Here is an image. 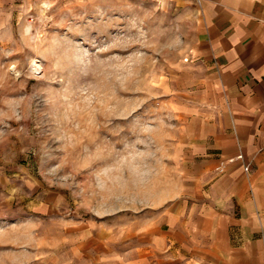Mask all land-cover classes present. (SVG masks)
Returning <instances> with one entry per match:
<instances>
[{"label": "rangeland", "instance_id": "1", "mask_svg": "<svg viewBox=\"0 0 264 264\" xmlns=\"http://www.w3.org/2000/svg\"><path fill=\"white\" fill-rule=\"evenodd\" d=\"M199 16L192 0L0 7V264H144L169 250Z\"/></svg>", "mask_w": 264, "mask_h": 264}, {"label": "crops", "instance_id": "2", "mask_svg": "<svg viewBox=\"0 0 264 264\" xmlns=\"http://www.w3.org/2000/svg\"><path fill=\"white\" fill-rule=\"evenodd\" d=\"M192 1L200 16L177 144L184 188L166 213L169 250L142 263L264 264V0Z\"/></svg>", "mask_w": 264, "mask_h": 264}, {"label": "built area", "instance_id": "3", "mask_svg": "<svg viewBox=\"0 0 264 264\" xmlns=\"http://www.w3.org/2000/svg\"><path fill=\"white\" fill-rule=\"evenodd\" d=\"M238 159H242V156H239ZM219 171H222V168H219ZM245 171L248 172V171H249V168L246 167V168H245Z\"/></svg>", "mask_w": 264, "mask_h": 264}]
</instances>
